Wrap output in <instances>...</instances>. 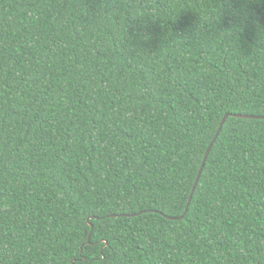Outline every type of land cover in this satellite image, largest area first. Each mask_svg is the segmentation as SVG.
<instances>
[{
  "label": "trees",
  "instance_id": "trees-1",
  "mask_svg": "<svg viewBox=\"0 0 264 264\" xmlns=\"http://www.w3.org/2000/svg\"><path fill=\"white\" fill-rule=\"evenodd\" d=\"M227 114L264 116V0H0V264H264V119L188 207Z\"/></svg>",
  "mask_w": 264,
  "mask_h": 264
},
{
  "label": "water",
  "instance_id": "water-1",
  "mask_svg": "<svg viewBox=\"0 0 264 264\" xmlns=\"http://www.w3.org/2000/svg\"><path fill=\"white\" fill-rule=\"evenodd\" d=\"M230 116H233V117H236V118H244V119H264V116L249 115V114H227V115L224 117V119H223L222 122H221V125H220V128H219V130H218V133L216 134V137L214 138V140L212 141V143H211L210 146L208 147V150H207L206 155H205V158H204V160H203V163H202L201 169H200L199 174H198V176H197V179H196V182H195V185H194V188H193V192H192V195H191L190 200H189V203H188V207H189L190 204H191V201H192V198H193V194H194V192L196 191L197 186H198L199 181H200V178H201V176H202V174H203V171H204L205 165H206V163H207V160H208L209 154H210V152H211V149H212L214 143L216 142V140L218 139V137L220 136V134H221V132H222V130H223V127H224V125H225V123H226V120H227L228 117H230ZM187 211H188V209L186 210V213H187ZM186 213H185V214H186ZM112 217H117V216H112ZM97 218H98V217H90V218H88V223H89V225H90V227H91V229H92L91 232H90V234H89L88 244H90V240H91L92 233H93V230H94V225L91 223V220H92V219H97ZM170 219L177 220V219H180V218H170Z\"/></svg>",
  "mask_w": 264,
  "mask_h": 264
}]
</instances>
